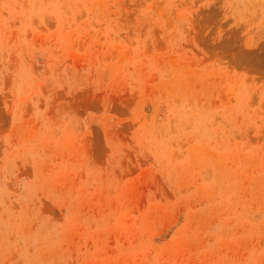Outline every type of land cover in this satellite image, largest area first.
<instances>
[{"label":"rangeland","instance_id":"374dc122","mask_svg":"<svg viewBox=\"0 0 264 264\" xmlns=\"http://www.w3.org/2000/svg\"><path fill=\"white\" fill-rule=\"evenodd\" d=\"M0 264H264V0H0Z\"/></svg>","mask_w":264,"mask_h":264}]
</instances>
